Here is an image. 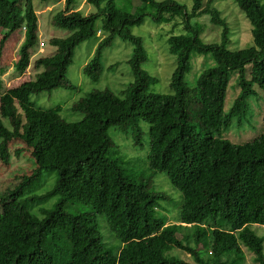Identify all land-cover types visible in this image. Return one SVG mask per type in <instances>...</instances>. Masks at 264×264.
I'll use <instances>...</instances> for the list:
<instances>
[{"label":"trees","instance_id":"obj_1","mask_svg":"<svg viewBox=\"0 0 264 264\" xmlns=\"http://www.w3.org/2000/svg\"><path fill=\"white\" fill-rule=\"evenodd\" d=\"M33 1L0 0V53L23 26L26 34L11 79L31 62L38 28ZM63 1L65 8L51 23L68 33L50 38L54 52L33 62L41 70L9 87H1L0 77V160L7 164L10 145L19 143L15 154L26 150L34 164L0 192V212L18 196L26 210L24 219L0 214V264H245L243 248L254 264H264L263 238L250 229L264 225V0H234L251 25V43L239 49L230 47L231 27L215 0H191L189 9L175 0H120V5L86 0L97 7L89 14L75 9V0ZM148 10L157 22L164 14L182 17L184 31L166 37L176 61L168 92L151 89L157 77L143 68L148 58L143 38L132 32ZM203 15L221 27L218 41L201 37L203 24L192 20ZM101 16L106 34L83 71L99 80L104 50L121 37L131 46L127 62L133 80L119 93L92 89L74 101L71 109L83 114L79 121L63 117L61 104L34 103L32 94L75 88L67 68L75 48L97 33ZM195 54L210 55L214 65L189 84L185 75ZM231 77L236 95L225 111ZM253 101L261 106V133L241 143L223 137L234 121L242 122ZM110 128L131 135L130 149L141 146L138 158L125 156ZM44 172L55 174L53 187L30 194ZM158 173L179 191L174 222L160 210L167 195L156 188ZM56 195L51 208L31 212L34 204ZM66 201L87 204L91 211L68 212ZM96 213L117 238L114 247L104 241ZM207 240L208 254L202 255L200 243ZM172 248L191 253L194 263L168 257Z\"/></svg>","mask_w":264,"mask_h":264},{"label":"rangeland","instance_id":"obj_2","mask_svg":"<svg viewBox=\"0 0 264 264\" xmlns=\"http://www.w3.org/2000/svg\"><path fill=\"white\" fill-rule=\"evenodd\" d=\"M115 1L117 4H121L120 0ZM175 1L184 5L187 9L191 6V0ZM33 4L38 19V28L36 42L34 46L29 49L30 65L25 73L18 79H11L9 77L13 72L15 62L18 59L20 48L26 40V34L18 31L11 35L0 53V71H3V74H0L3 81V86L1 87L17 85L23 80L34 78L35 73L41 70V68L38 70L35 69L33 66L34 60L39 56H47L55 50V47L50 43V38L64 37L68 33V30L56 27L51 23L52 15L65 8L63 0H34ZM75 5L82 14L93 13L97 10V7L93 3H89L85 0H75ZM214 6L221 10L222 16L226 17L231 27L230 47L233 49H239L250 44L251 25L244 13L239 9L236 2L234 0H215ZM152 13V10L146 11V16L144 17L142 24L133 26L132 32L143 38L145 51L148 56L147 60L142 65L143 68L151 75L157 77V81L151 89L157 92H168L170 76L175 67L176 61L175 56L168 50L166 37L171 33H181L184 31L182 17L164 14V19L157 22L153 19ZM102 20L103 17L101 16L95 21V27L98 29L100 28L99 33H96L92 38L80 43L74 50L73 61L67 68L66 76L70 82L74 84L75 88H58L53 89L52 91H43L38 94H32L30 98L34 103L42 107H52L56 104H61V114L63 117L69 121H79L83 117V114L71 109V105L74 101L92 89L108 88L115 93H119L121 89L133 80L130 66L127 62V59L131 56V46L127 41L121 39V37H116L112 44L104 50L102 56L103 71L99 80L94 81L84 73L83 66L91 58L98 39L106 34V32L101 29ZM198 20L203 24L200 34L203 40L206 42L218 41L220 38L221 27L210 22L208 15H203L192 21ZM2 32L3 31L0 29V37ZM194 56L190 70L185 75V81L189 84L194 83L195 78L201 70L214 65V60L210 55L195 54ZM232 77L228 84L224 101L225 111L230 107L236 95V88ZM256 104L257 101H253L252 106L247 112V116L241 123L234 121L230 128L223 132V137L234 143H241L251 140L259 135L262 131V123L260 122L262 112L261 106H256ZM142 124L144 123L142 122ZM142 126L146 129L145 125ZM109 131L125 156L138 158L141 146H133V150L130 149L129 144L132 143L131 135L117 134L112 128H110ZM146 138L147 137L144 136L142 139V144L144 146H146ZM20 146L21 144L19 143L10 145V159L7 164L0 160V192L15 184V175L18 173H29L30 169L34 167L32 162L33 159H31L26 150L15 154V150ZM140 166H142L141 161L134 164V168ZM54 180L55 174L53 172L51 174L48 172L42 173L41 176L34 181L33 192H30V194L40 195L45 193L53 187ZM155 185L157 189L163 190L167 195L166 199L161 202L160 210L170 217L169 222H174L176 220L175 216L178 213V207H176L174 203H178L180 200L179 191L169 183L167 176L164 173H158L156 175ZM57 200L58 195L51 197L45 203H36L34 204V208H31V212L39 214V209H49ZM19 201V196L13 198V200H8L6 204L2 205L4 210L0 212V214L24 219L26 210L22 208L20 205L21 201ZM64 209L71 213L91 211L89 205L71 201H66L64 203ZM96 218L104 241L107 243L108 247H114L118 240L113 236L111 231H109L104 216L96 213ZM250 229L263 238L264 244V225L251 224ZM200 245V249H202L201 254L207 255L208 240L202 241ZM242 250L245 252V264H254L251 258L252 255L248 249L243 248ZM167 254L168 257H179L186 262L194 263V258L191 253L178 248H172Z\"/></svg>","mask_w":264,"mask_h":264},{"label":"built area","instance_id":"obj_3","mask_svg":"<svg viewBox=\"0 0 264 264\" xmlns=\"http://www.w3.org/2000/svg\"><path fill=\"white\" fill-rule=\"evenodd\" d=\"M21 29H22L21 30L22 32H25V27L24 26ZM99 31H100V29L97 30V33H99Z\"/></svg>","mask_w":264,"mask_h":264},{"label":"clouds","instance_id":"obj_4","mask_svg":"<svg viewBox=\"0 0 264 264\" xmlns=\"http://www.w3.org/2000/svg\"><path fill=\"white\" fill-rule=\"evenodd\" d=\"M61 1H62V0H61ZM85 1H86V0H85ZM64 4H65V3H64ZM75 9H77V8H75ZM21 30H22V29H21ZM21 30H20V32H21V33H24V32H22Z\"/></svg>","mask_w":264,"mask_h":264}]
</instances>
